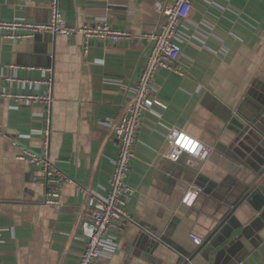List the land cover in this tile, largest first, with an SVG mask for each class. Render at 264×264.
<instances>
[{
	"label": "crops",
	"instance_id": "0c3cea01",
	"mask_svg": "<svg viewBox=\"0 0 264 264\" xmlns=\"http://www.w3.org/2000/svg\"><path fill=\"white\" fill-rule=\"evenodd\" d=\"M170 2L60 0L71 25L105 21L136 34L118 43L91 39L87 53L81 34L0 36V264H77L86 245L81 220L89 199L109 189L119 151L105 120L118 116L135 94L149 48L142 34L157 26L158 3ZM49 4L0 0V19L45 21ZM179 30L176 65L184 73L157 71L155 95L166 107L154 105L144 114L128 176L131 219L110 231L116 247L97 264L189 258L199 247L190 233L207 238L264 168L247 122L264 107V0H193ZM49 68L50 157L69 177L60 204L45 202V178L21 157L22 147L42 149L41 104L3 96L4 90L42 91L36 80ZM179 129L213 146L221 160L191 167L185 155L168 159L164 154ZM220 169L224 175L216 173ZM190 185L202 191L192 206L180 205ZM262 190L235 209L225 233L213 236L191 264H264ZM138 239L140 253L134 254Z\"/></svg>",
	"mask_w": 264,
	"mask_h": 264
},
{
	"label": "built area",
	"instance_id": "2783aa9c",
	"mask_svg": "<svg viewBox=\"0 0 264 264\" xmlns=\"http://www.w3.org/2000/svg\"><path fill=\"white\" fill-rule=\"evenodd\" d=\"M192 3L193 0H171L168 4L158 3L157 11L160 14V20L157 26L142 34L148 39L149 48L146 61L138 77L136 92L131 95L118 116L105 120L109 132L118 141L119 151L109 179V189L105 194L89 199L90 208L87 217L81 220L86 245L77 264H97L101 260H107L116 247L110 231L113 228L122 229L131 219L126 206L134 191L128 182V176L135 157V145L145 112L151 110L154 105L166 107V104L155 95L154 81L157 71L167 68L179 74L184 73L176 65L182 52L178 34L182 20L190 11ZM40 34L51 36L81 34L84 53L88 52L91 39H104L118 43L136 37L130 29L113 27L105 21L84 23L78 26L71 25L60 9V0H50L49 17L45 21L0 19V36L3 38L16 40ZM36 82L43 84L42 91L12 95L8 90H4L3 96H13L27 104H41L43 125L39 131L42 134V149L37 152L22 147L21 157L33 164L38 173L45 178L47 185L45 202L60 204L62 188L65 182L69 181V177L50 157L54 101L52 68H49V74L44 72L42 78ZM184 155L186 156L185 164L191 167H196L200 162L205 161L218 163L222 157L213 146L179 129L164 156L171 161H179ZM201 191V188L190 185L181 197L180 205L192 206ZM190 237L197 245L206 240L204 236L195 232H191Z\"/></svg>",
	"mask_w": 264,
	"mask_h": 264
},
{
	"label": "water",
	"instance_id": "95a60500",
	"mask_svg": "<svg viewBox=\"0 0 264 264\" xmlns=\"http://www.w3.org/2000/svg\"><path fill=\"white\" fill-rule=\"evenodd\" d=\"M248 124H249V130H250V134L249 137H252V139L257 140V142H255V145L257 143H259V146H257V150L260 149V151L262 152V154H264V107H262L260 110L257 111V113L248 119ZM250 151V150H248ZM254 154V153H252ZM221 171V172H220ZM216 171V173H220L222 175H224L222 172V170L220 169ZM264 177V168L260 169L259 174L255 180V182L248 186V188L241 194V196L239 197V199L232 204L231 208L228 210V212L222 217V219L218 222V224L214 227V229L211 231V233H209V235L207 236L206 240L199 245V247L197 248L196 252L193 253L192 256H190L189 258L184 259L183 261L179 262L178 264H191V260L193 259V257L195 256V254L201 250L203 248L204 245H206L207 243H209L212 239V237L218 235L219 233H225L224 228L228 226V224L230 223V221L233 218V214L235 209L243 202V201H248V202H252L251 197H253L257 192L263 191L262 188L264 189V184H261V180ZM141 244V239H138L137 241V246L136 249L133 251L134 254H139L140 250L138 248V246H140Z\"/></svg>",
	"mask_w": 264,
	"mask_h": 264
}]
</instances>
